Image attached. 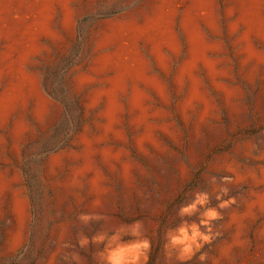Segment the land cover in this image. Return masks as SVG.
I'll return each mask as SVG.
<instances>
[{
	"label": "rangeland",
	"instance_id": "obj_1",
	"mask_svg": "<svg viewBox=\"0 0 264 264\" xmlns=\"http://www.w3.org/2000/svg\"><path fill=\"white\" fill-rule=\"evenodd\" d=\"M211 1L217 32L204 24L202 32L219 47L211 55L223 73L219 83L236 96L228 104L200 69L198 78L213 112L199 128L201 105L182 114L189 86L177 89L175 81L188 58L181 21L190 2L174 1L180 52L168 54L169 70L162 71L149 46L139 43L150 75L166 90L163 101L147 92L157 145L143 149L138 140L144 129L128 108L129 93L121 97V138L102 139L106 102L92 106L91 98L113 73L83 87L77 79L90 76L96 59L115 51L114 45L98 48L109 22H141L160 0H74L72 31L64 29L61 11L55 10L52 29L58 39L42 38V51L28 67L50 102L49 112L39 121L31 100L24 112L0 123V173L11 184L0 199V264H264V67L246 61L240 43L245 27L231 31L240 19L239 0ZM30 3L14 4L12 17H19L17 5ZM251 41L264 57V41L256 35ZM3 48L0 44V54ZM20 118L27 134L17 144L13 128ZM83 136L95 141L89 167L82 157ZM102 150L118 156L112 166L104 162ZM56 156L61 164L52 169ZM123 165L131 167L127 182ZM75 171L79 176L72 189ZM97 174L102 196L92 189ZM14 193L27 203L22 229Z\"/></svg>",
	"mask_w": 264,
	"mask_h": 264
},
{
	"label": "bare ground",
	"instance_id": "obj_2",
	"mask_svg": "<svg viewBox=\"0 0 264 264\" xmlns=\"http://www.w3.org/2000/svg\"><path fill=\"white\" fill-rule=\"evenodd\" d=\"M174 1L176 0H160L153 12L144 16L141 22L134 19L109 22L100 37L98 48L114 45L115 51L98 57L91 68L90 76H80L77 79V84L83 87L107 72L113 73L112 77L105 82L106 87L96 91L91 98L92 106L102 100L106 102L102 115L105 121L102 139H106L109 135L117 139L121 138V133L118 131L120 116L123 112L121 97L129 93L128 108L135 114V124L144 129L143 135L138 140V147L143 149L146 144L157 145L155 127L151 122L154 114L148 106L147 92L149 90L156 92L163 101L166 98V90L156 77L150 75L149 64L144 58L146 55H142L139 43L144 42L149 46L151 57L162 71L169 70L168 54L178 56L180 52L177 32L174 31L176 17ZM21 2L22 0H0V44L4 45L0 54V85L4 78H8L7 87L0 95L1 124H6L16 111L24 112L31 100L35 102V117L39 121L46 118L50 102L41 91L38 80L29 73L28 67L42 51L40 45L42 38L53 41L58 39V35L52 29L53 16L57 8L61 11L64 29L72 31L75 27L72 8L74 0H31L29 6L17 5L19 17L13 18L12 6ZM189 2L181 21L188 46V58L180 66L175 84L177 89H182L185 84L189 86L188 96L181 104V112L184 116L196 105H201L202 110L197 121L199 128L206 123L213 112V106L206 97L198 78L200 69L206 72L213 85L224 94L228 104L232 102L236 94L219 83L223 73L219 63L211 57L212 54L218 53L219 47L208 43L207 37L205 38L202 32V24L211 32H217L213 1L189 0ZM263 2L262 0H239L240 19L237 24L232 25L231 31L235 32L239 25L245 27L240 43L244 46L246 61L255 62L264 67V57L253 48V41H251L254 35L264 41ZM125 41L129 44L126 45ZM164 131L168 132L169 129L165 128ZM25 134H27V125L25 120L20 118L13 128L15 142L18 144ZM1 145L0 141V148ZM81 145L84 148L82 157L85 167H89L93 161L95 141L83 136ZM100 155L109 166H112L113 161L118 158L108 150H102ZM60 164V156L52 158L50 162L52 169L58 168ZM122 168L123 178L127 182L131 167L123 165ZM78 176L79 172L70 182V188H76ZM10 186L5 176L0 173V199ZM92 189L98 196L104 194L98 174L92 182ZM13 198L18 224L22 229L27 218V203L20 199L18 193H14Z\"/></svg>",
	"mask_w": 264,
	"mask_h": 264
}]
</instances>
